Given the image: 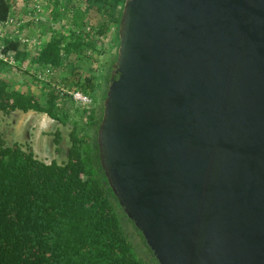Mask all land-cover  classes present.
Segmentation results:
<instances>
[{
  "label": "water",
  "instance_id": "obj_1",
  "mask_svg": "<svg viewBox=\"0 0 264 264\" xmlns=\"http://www.w3.org/2000/svg\"><path fill=\"white\" fill-rule=\"evenodd\" d=\"M98 163L157 264H264V0H124Z\"/></svg>",
  "mask_w": 264,
  "mask_h": 264
},
{
  "label": "trees",
  "instance_id": "obj_2",
  "mask_svg": "<svg viewBox=\"0 0 264 264\" xmlns=\"http://www.w3.org/2000/svg\"><path fill=\"white\" fill-rule=\"evenodd\" d=\"M44 1V11H48L52 23H62L56 25V35L52 34L32 56L26 44L15 36L3 35L1 39L0 53L7 59L0 58V114L32 111L63 126L69 124L68 147L64 162L45 164L17 143L5 146L0 137V264H146L136 255L123 222L132 226L147 248L145 241L133 224L125 221L99 166L96 147L124 0H78L79 5L73 7L71 17L64 23L60 12L70 0ZM89 11L102 17L91 33L83 28L84 15ZM12 15L9 0H0V23ZM65 25L68 30L61 35ZM109 33L110 60L104 58L93 77L71 76L73 69L69 67L73 80L68 88L91 101L87 109L79 112L81 122L68 115L65 104L58 105L59 95L53 86L48 84L43 94L35 95L19 90L4 77L25 62L30 67L57 71L70 55L78 56L84 49L103 51L95 44ZM33 77L34 82H43L35 73ZM58 136L57 131L54 137ZM148 254L154 260L150 251Z\"/></svg>",
  "mask_w": 264,
  "mask_h": 264
},
{
  "label": "rangeland",
  "instance_id": "obj_3",
  "mask_svg": "<svg viewBox=\"0 0 264 264\" xmlns=\"http://www.w3.org/2000/svg\"><path fill=\"white\" fill-rule=\"evenodd\" d=\"M9 3L12 7V17L15 19L23 18L24 20L26 13H24L25 9L27 11V9H29L30 6L32 7L35 3L39 4L40 10L43 12V14L38 17V23H30L29 18L23 22L24 24L22 25V28H20L18 35H16L19 39H25L28 41L34 39L37 43H39V45H42L50 39L53 33H55L56 24L52 23L49 15L47 14L48 11H44L46 7L43 6L44 4L42 0H9ZM69 4L71 8L76 7L79 5V1L70 0V2H68V5ZM101 19V15L96 14L94 11H89L87 13L86 21L84 23L87 24L86 27H88V31H90L89 33L92 32L93 28H96ZM65 26L67 28L68 25ZM6 29L7 27H0L1 36L5 35L4 33ZM7 35L10 36V33ZM39 45H26V49L30 51V56L33 55V53H31L32 50L34 49L33 52H35ZM98 57L99 62H102L103 58L110 60L107 53H104L101 56L99 55ZM98 57L96 58L95 56H92V52L87 49H84L78 56L74 57V55H70L69 61L73 63L71 66L73 74L71 76L77 75L80 77H93L95 74L94 70L97 66V63L94 62L93 58L98 59ZM42 70L43 69H39L37 67H30L27 62H25L17 70H12L10 74L15 75L16 84L29 89V92L32 91L35 95L43 94L47 90L46 87L48 84L51 87L53 86L55 90L56 87L58 89L62 88L64 90H72V88L69 89L68 87H71L70 82L73 78L65 71L61 73L53 71L51 76L45 77V81L34 82V73L37 75ZM6 75H4V77H6ZM58 97V105L61 106L62 104H65V108L68 110L67 113L72 119L79 120L80 122L83 121L79 112L82 108L87 109L91 101L88 104H77L73 102L74 104L71 105L65 96ZM70 129L71 125L69 124L63 126L57 122L49 120L43 114L32 111H28L26 113L15 111L8 115L0 114V137L4 142V145L10 146L17 143L23 149L30 150L35 159L45 164H49L51 162L60 164L64 162L66 149L68 147V133ZM57 131L59 132L58 139L54 137V133ZM124 219L127 222V219ZM123 226L128 239L137 253L136 255L146 264H156V262L150 258L148 249L146 247L144 248L141 239L134 232L132 226L124 222Z\"/></svg>",
  "mask_w": 264,
  "mask_h": 264
},
{
  "label": "built area",
  "instance_id": "obj_4",
  "mask_svg": "<svg viewBox=\"0 0 264 264\" xmlns=\"http://www.w3.org/2000/svg\"><path fill=\"white\" fill-rule=\"evenodd\" d=\"M26 12V13H25ZM25 16H27V20L29 18V22L32 24H36L39 22L38 17L41 16V14L43 13L40 10V6L39 4L35 3L33 4V6L29 9H25L24 11ZM25 20H23V18H13L12 16H10L6 22L4 23H0V27H8L9 28V33H10V37L15 36L16 38H18V32L21 28V26L24 24ZM85 31H88V27H85L84 29ZM8 33V34H9ZM3 36L0 35V44H1V39ZM19 39V38H18ZM22 43L27 44H32V45H39V43H37V41H35L34 39H32L31 41L25 40V39H19ZM2 47L0 46V51H1ZM0 58L3 59L4 61L7 59L5 57H3L0 53ZM8 61H10V59H8ZM52 75V71L49 68H45L42 71H40L36 77L41 80V81H45V77H49ZM56 90L58 92L59 96H68L70 98V100L74 103L77 104H88L90 102L89 98L87 96H85L84 94H82L79 91H74V90H64L62 88L58 89L56 87Z\"/></svg>",
  "mask_w": 264,
  "mask_h": 264
},
{
  "label": "crops",
  "instance_id": "obj_5",
  "mask_svg": "<svg viewBox=\"0 0 264 264\" xmlns=\"http://www.w3.org/2000/svg\"><path fill=\"white\" fill-rule=\"evenodd\" d=\"M43 1V6L45 7V1L44 0H42ZM73 7L71 8L70 7V4L69 5H67V7H65L63 10H62V12H60L65 18H64V21H63V23L65 22V21H67L70 17H71V15H72V13H73ZM87 13L88 12H86L85 13V15H84V22L86 21V15H87ZM43 14V13H42ZM26 18L24 19V20H26L27 19V16H25ZM62 21V20H61ZM57 22H58V20H57ZM57 26H59V25H62V23H58V24H56ZM39 26V25H38ZM87 26V24L86 23H83V28L85 29V27ZM65 28V30H63L62 32H63V34H61V35H66L65 33L67 32V28H66V26H64ZM21 28H22V26H21ZM58 30V29H57ZM57 30H55V33H53V34H57L58 32H57ZM85 31V30H84ZM49 32H51V31H49ZM9 33V28L7 27V29L5 30V35H7ZM59 35V34H58ZM109 36H110V33L108 34V35H105L104 37H99L98 39H97V41H96V44H95V46L98 48V50H100V47H102L103 48V51H101V52H103V53H105V52H107V55H109V53L108 52H110L109 51V48H110V45H108L109 44ZM108 37V38H107ZM92 39H94V38H92ZM108 40V41H107ZM40 46V45H39ZM34 50V49H33ZM33 50H32V52L31 53H33ZM30 52V51H29ZM101 52L99 51V52H92V56H95L96 58L100 55H102L101 54ZM30 55V54H29ZM75 57V56H74ZM69 59H70V57H68L64 62V65H62L63 67H60V69H58L57 70V72H66V73H68L69 74V67H71V65L73 64L71 61H69ZM104 59V58H103ZM102 59V60H103ZM93 60H94V62L95 63H97V66H98V64L100 63L99 62V57H98V59H94L93 58ZM98 61V62H97ZM71 63V65H68L67 63ZM74 66V65H73ZM10 73H7V75H6V79L8 80V81H12L13 82V84L14 85H17L18 87H19V90H21V91H27V92H29V89H26L25 87H23V86H19L18 84H16L15 82H16V79H15V75H13V74H10ZM31 93H33L32 91H30Z\"/></svg>",
  "mask_w": 264,
  "mask_h": 264
}]
</instances>
